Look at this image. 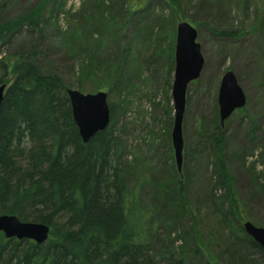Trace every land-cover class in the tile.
I'll list each match as a JSON object with an SVG mask.
<instances>
[{
  "label": "rangeland",
  "instance_id": "374dc122",
  "mask_svg": "<svg viewBox=\"0 0 264 264\" xmlns=\"http://www.w3.org/2000/svg\"><path fill=\"white\" fill-rule=\"evenodd\" d=\"M39 6L41 33L19 30L4 55L20 53L68 89L107 94L115 131L131 161L128 187L156 217L150 254L161 264L165 253L181 254L187 264H264V254L238 232L244 221L264 229V0H181L173 16L162 0H0V21ZM179 22L197 31L203 56L199 77L186 87L181 172L170 135V56ZM88 55L99 66L94 75L81 70L91 63ZM227 70L246 97L223 127L224 163L239 200V223L226 212L225 190L211 166L213 153L196 129L200 120L210 126L218 113L219 83ZM174 190L181 191L186 206ZM193 221L203 243L197 253L189 237Z\"/></svg>",
  "mask_w": 264,
  "mask_h": 264
},
{
  "label": "trees",
  "instance_id": "16d2710c",
  "mask_svg": "<svg viewBox=\"0 0 264 264\" xmlns=\"http://www.w3.org/2000/svg\"><path fill=\"white\" fill-rule=\"evenodd\" d=\"M162 1L168 4L171 16L179 12L181 0ZM42 8L0 21V85H6L0 104V215L43 223L50 233L39 245L7 239L0 233V264H161L149 250L154 212L140 205L137 191L128 187L131 161L115 131L113 107L109 126L84 143L65 93L69 86L56 75L39 72L20 53L4 55L19 30L41 33ZM172 56L170 66L174 67ZM87 58L91 63L88 67L82 64L81 70L94 75L99 66L91 55ZM209 122L210 126L200 120L197 134L213 153L211 166L217 184L225 190L226 212L239 223L242 212L224 163L226 134L217 111ZM132 161H137L134 153ZM176 178L175 184L179 183ZM173 193L186 206L181 191ZM189 237L194 239L197 253L203 243L195 221ZM244 239L264 254L250 237L244 235ZM163 259V264L188 261L181 254L165 253Z\"/></svg>",
  "mask_w": 264,
  "mask_h": 264
},
{
  "label": "water",
  "instance_id": "95a60500",
  "mask_svg": "<svg viewBox=\"0 0 264 264\" xmlns=\"http://www.w3.org/2000/svg\"><path fill=\"white\" fill-rule=\"evenodd\" d=\"M174 48V80L171 85V98L173 100V125L171 128V146L175 159V168L181 172L183 163V134L182 118L185 108V94L187 85L199 77L203 68V56L200 45L196 42L197 31L186 22H179L176 27ZM5 85L0 86V103L4 96ZM69 105L73 122L78 129L79 137L87 143L91 137L102 132L109 125L110 108L106 103L107 94H83L79 91L67 89ZM218 117L221 126L225 120L236 110L244 107L246 97L237 84L236 77L227 70L219 83L217 95ZM243 231L251 240L259 245L264 252V229L254 226L249 221H244ZM0 233L7 239L31 240L37 245L43 244L49 237V227L43 223L22 222L12 215H0Z\"/></svg>",
  "mask_w": 264,
  "mask_h": 264
},
{
  "label": "bare ground",
  "instance_id": "6f19581e",
  "mask_svg": "<svg viewBox=\"0 0 264 264\" xmlns=\"http://www.w3.org/2000/svg\"><path fill=\"white\" fill-rule=\"evenodd\" d=\"M35 66H36V64H34ZM37 67V66H36ZM38 68V67H37ZM39 70V69H38ZM2 85H5V84H1L0 86H2ZM5 89H6V85H5ZM5 89H4V91H5ZM67 90V89H66ZM65 93H66V91H65ZM3 94H4V92H3ZM66 95H67V93H66ZM67 99H68V95H67ZM68 102H69V100H68ZM2 103V102H1ZM0 103V104H1Z\"/></svg>",
  "mask_w": 264,
  "mask_h": 264
}]
</instances>
